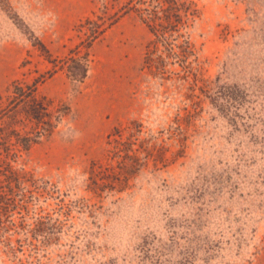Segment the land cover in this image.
<instances>
[{
	"label": "rangeland",
	"instance_id": "374dc122",
	"mask_svg": "<svg viewBox=\"0 0 264 264\" xmlns=\"http://www.w3.org/2000/svg\"><path fill=\"white\" fill-rule=\"evenodd\" d=\"M193 1L195 104L142 71L151 35L132 13L82 47L83 83L48 76L40 43L64 58L87 19L106 25L128 0H0V106L16 82L38 81L53 123L27 120L23 105L1 122L33 143L12 147L26 175L0 217V264H264V0ZM135 120L131 170L109 142ZM94 165L114 190H92Z\"/></svg>",
	"mask_w": 264,
	"mask_h": 264
},
{
	"label": "trees",
	"instance_id": "16d2710c",
	"mask_svg": "<svg viewBox=\"0 0 264 264\" xmlns=\"http://www.w3.org/2000/svg\"><path fill=\"white\" fill-rule=\"evenodd\" d=\"M131 13L139 18L151 35V40L145 48L142 71L163 82L170 81L178 83L179 87H187L190 92L183 95L184 99L195 104V99L199 97L193 92L201 79L198 75V68L193 66L198 64V56L190 32L194 23L200 18L201 11L193 0H128L121 8V15L106 25L102 19L96 21L87 19L80 26L86 39L81 43V46L70 51L64 58H54L50 51L40 43L44 56L53 66L48 76H52L55 69L59 68L65 72L69 79L83 83L88 76L89 61L87 53H82V47H85L86 50L90 49L93 43L115 25L120 17ZM38 83L35 81L31 86L25 87L16 82L13 90L7 96V106H0L1 218L7 216L10 210L17 207L10 199L16 198L24 190L21 183L26 174L14 171L11 165V162H16L20 150L12 149V147L19 146L23 150H27L33 143L31 138H23L15 130L8 131L1 127L2 120L5 117H10L8 115L11 112L23 105L27 120L40 126L53 127V123L48 120L51 117L48 111L49 103L45 98L39 97L37 93ZM198 88L201 90L200 87ZM183 110L189 112L187 107H184ZM132 128L138 129L141 128V125L135 120L123 129H114L110 137L111 140L114 139L109 142V145L112 146L110 151L112 159L117 160L120 165L130 163L131 170H135L138 164L136 155L138 149H134L136 143L134 141L135 133L130 131ZM124 130L129 131L126 138L122 137ZM140 148L143 150L141 146ZM146 156H151L149 151L146 152ZM90 180L91 188L95 192L114 190L117 186L113 176L109 171L102 169V166L94 165ZM123 184V187L127 185V183Z\"/></svg>",
	"mask_w": 264,
	"mask_h": 264
}]
</instances>
